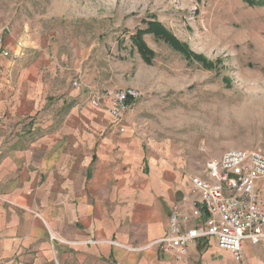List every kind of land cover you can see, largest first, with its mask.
Returning <instances> with one entry per match:
<instances>
[{"label":"crops","instance_id":"obj_1","mask_svg":"<svg viewBox=\"0 0 264 264\" xmlns=\"http://www.w3.org/2000/svg\"><path fill=\"white\" fill-rule=\"evenodd\" d=\"M49 18L20 25L0 17V50L9 53L0 54V197L11 203L0 202V264H264V240L245 242L240 263L213 238L191 242L179 260L110 243L141 248L166 235L173 209L190 213V178L202 172L183 177L143 139L142 98L121 122L90 107L99 91L137 89L114 64L88 62L105 57L98 36L61 14ZM111 40V51H122ZM258 187L264 193V180ZM48 230L75 245L50 242Z\"/></svg>","mask_w":264,"mask_h":264},{"label":"rangeland","instance_id":"obj_2","mask_svg":"<svg viewBox=\"0 0 264 264\" xmlns=\"http://www.w3.org/2000/svg\"><path fill=\"white\" fill-rule=\"evenodd\" d=\"M55 14L76 23L77 32L98 36L104 61L99 55L89 63L123 69L122 78L141 92L144 108L136 116L144 120L137 129L167 167L186 177L232 149L264 153L263 4L0 0V17L11 24L46 16L52 24L60 21ZM113 38L123 52L111 51Z\"/></svg>","mask_w":264,"mask_h":264},{"label":"built area","instance_id":"obj_3","mask_svg":"<svg viewBox=\"0 0 264 264\" xmlns=\"http://www.w3.org/2000/svg\"><path fill=\"white\" fill-rule=\"evenodd\" d=\"M0 54L9 56L6 50H0ZM72 86L78 88L79 82L73 81ZM140 96V92L132 88L105 89L92 94L89 105L102 110L113 121L121 122L125 113L131 110L130 103ZM119 132H124V128L120 127ZM263 180L264 153L245 149L229 150L219 159L208 160L201 176L190 178L195 193L190 213L183 214L179 209H173L166 235L141 248L110 243L128 251L157 247L179 260L186 254L191 242L200 238H213L218 249L228 252L236 263H240L245 242L257 244L264 240V193L258 187ZM0 202L11 204L1 197ZM201 212L207 216L204 224L186 228L190 219L199 218ZM48 237L52 243L75 245L49 230Z\"/></svg>","mask_w":264,"mask_h":264},{"label":"trees","instance_id":"obj_4","mask_svg":"<svg viewBox=\"0 0 264 264\" xmlns=\"http://www.w3.org/2000/svg\"><path fill=\"white\" fill-rule=\"evenodd\" d=\"M249 2L251 4L257 3V4H263L264 5V0H262V1H259V0H249ZM138 46H139V48H141V52L142 51L144 52V46L142 44H140V42H138Z\"/></svg>","mask_w":264,"mask_h":264}]
</instances>
